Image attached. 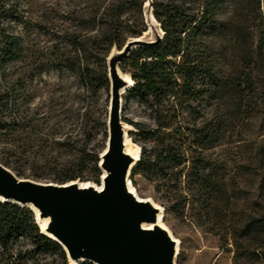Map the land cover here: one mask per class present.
<instances>
[{"label": "rangeland", "instance_id": "rangeland-1", "mask_svg": "<svg viewBox=\"0 0 264 264\" xmlns=\"http://www.w3.org/2000/svg\"><path fill=\"white\" fill-rule=\"evenodd\" d=\"M13 1L16 16L9 18V33L20 37V46L0 69V85L5 79L8 91L7 106L0 108V163L18 171L19 177L59 183L84 152L83 178L78 180L98 185L100 171L92 155L105 144L102 124L110 97L106 57L136 36L140 19L146 28L140 0ZM152 1L162 15L157 21L161 28L167 8L179 5L187 13H198L207 0ZM234 4L225 0L214 16L219 21L215 28L198 34L203 45L211 47L209 60L217 76L231 73L236 57L246 52L245 43L236 48L230 29L220 24L229 19ZM139 51L129 52L130 59ZM130 59L119 64L129 77ZM198 79L199 84H211L202 75ZM194 106L203 117L187 111L175 115L167 107L157 112L141 96L127 90L121 94L122 121L131 127L127 137L140 153L153 155L160 147L158 130L169 133L180 126L191 140L194 127L206 125L212 134L197 184L190 151L180 182L167 192L156 178L135 174L129 181L139 197L163 208L162 222L178 240L175 264H264V232L244 235L252 217L264 216V103L248 105L241 117L229 113L228 94H206ZM205 177L217 184L203 188ZM26 249L30 253L22 264H56V254L34 251L26 239L8 253L0 247V264H11L17 252L23 255ZM236 250L242 254L235 262Z\"/></svg>", "mask_w": 264, "mask_h": 264}, {"label": "trees", "instance_id": "trees-1", "mask_svg": "<svg viewBox=\"0 0 264 264\" xmlns=\"http://www.w3.org/2000/svg\"><path fill=\"white\" fill-rule=\"evenodd\" d=\"M144 2L145 0H140L138 5V9H142V12ZM224 2L225 0H207L198 13H187L181 10L179 5L167 8L164 13L165 23L161 24L163 36L160 42L152 47H137L135 49L140 50L138 57L130 59L128 54L122 60V62L131 60L128 66L134 82L126 90L141 96L144 104L154 111L164 112L167 107V110L173 109L175 115L178 112L181 114L187 111L190 114L196 113L197 118L203 117V114L197 111L198 106H194V102L204 100L206 94L212 96L228 94L231 102L229 113L239 117L246 115L249 110L248 105L254 106L259 100L264 103V0H234L231 16L227 20L220 21L221 25L230 29L236 48L244 42L246 52L243 56L236 57V65L231 73L217 76L213 63L209 60L211 47L204 46L198 34L204 28H215L219 21L215 20L214 16ZM261 6L263 8L260 11ZM152 9L156 21H159L162 15L153 7V1ZM14 14H16L14 13V1L0 0L1 70L20 46V37L9 33L11 30L9 18H15ZM137 26L138 28L134 31L136 36L141 35L147 29V26L143 27L141 19ZM176 57H180L181 60L176 62ZM200 75L211 80V84L209 86L199 84L198 76ZM0 86V108L5 109L8 102L5 79ZM1 122L0 119V124ZM126 122L135 128L139 126L136 122ZM102 126L104 141H106V123L104 122ZM159 126L165 127L164 123ZM205 129L206 125L194 127L191 140L180 126L169 133L156 131L159 138L161 137L160 147L153 155L140 153L138 162L131 170L130 178L135 174L156 178L158 184H161L167 192L170 186L177 187L180 182L190 151L193 176L197 177L193 183L197 184L200 180L199 168H205L203 166L204 151L212 144V134L206 132ZM104 146L105 144L101 148L103 149ZM102 149L92 155L93 166L100 171V174L98 161ZM85 161L83 152L73 164L74 168L58 178L59 183L83 178ZM2 165L7 167L6 164ZM11 171L14 172V170ZM14 173L19 176L18 171ZM213 184L217 183L216 181L211 183L209 177L203 179V188H209ZM245 228L249 229L244 232L247 236L252 235L254 231L264 232V216L252 217ZM20 239L28 240L34 251L56 254V264H67L68 260L64 250L57 242L40 233L34 213L29 207L11 202H0V247L5 253L11 252L14 244ZM262 241L264 244V236ZM28 253H30L28 249L23 255L21 251H18L11 264H22L21 259L25 260L24 257ZM262 253L264 254V251ZM241 254L239 250L235 251V262Z\"/></svg>", "mask_w": 264, "mask_h": 264}, {"label": "water", "instance_id": "water-1", "mask_svg": "<svg viewBox=\"0 0 264 264\" xmlns=\"http://www.w3.org/2000/svg\"><path fill=\"white\" fill-rule=\"evenodd\" d=\"M143 17L146 31L129 37L106 57L110 97L107 138L98 161L100 183L40 182L21 178L0 163V202L29 207L40 233L62 247L70 264H175L178 243L162 225L163 208L150 198H139L129 181L140 148L136 157L125 150L131 127L122 121L121 94L134 82L125 78L119 64L131 50L152 47L163 36L152 0H145ZM42 219L44 229L38 223Z\"/></svg>", "mask_w": 264, "mask_h": 264}, {"label": "bare ground", "instance_id": "bare-ground-1", "mask_svg": "<svg viewBox=\"0 0 264 264\" xmlns=\"http://www.w3.org/2000/svg\"><path fill=\"white\" fill-rule=\"evenodd\" d=\"M145 33H146V32H145ZM125 78L129 80L128 75H125ZM125 150H126L127 153H129V154H131V155H133V156L136 157L137 152H138V147H137V146H134V144L129 140V138L126 137V139H125ZM86 184H87V183H85V185H86ZM130 188L136 193V191H135V189L133 188V186L130 187ZM136 195H137V193H136ZM137 196H138V195H137ZM138 197H139V196H138ZM139 198H141V197H139ZM159 217H161V219L163 218V211H161V212L159 213ZM38 223H39L41 229H44L45 224H46V220H45V219L38 220ZM162 225L164 226L163 222H162ZM174 239H175V240L177 241V243H178V240H177L176 238H174Z\"/></svg>", "mask_w": 264, "mask_h": 264}]
</instances>
